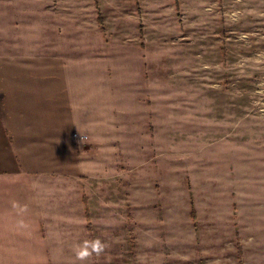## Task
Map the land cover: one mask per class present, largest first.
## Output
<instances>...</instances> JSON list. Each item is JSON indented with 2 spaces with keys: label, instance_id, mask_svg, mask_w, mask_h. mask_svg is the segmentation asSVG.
I'll return each instance as SVG.
<instances>
[{
  "label": "rangeland",
  "instance_id": "374dc122",
  "mask_svg": "<svg viewBox=\"0 0 264 264\" xmlns=\"http://www.w3.org/2000/svg\"><path fill=\"white\" fill-rule=\"evenodd\" d=\"M46 1L55 20L67 11L69 24L90 26L91 36L106 41V74L123 96L122 146L135 139L130 110L145 116L147 104L154 119L149 143L139 129L138 158L116 164L129 170L115 188L126 203L125 224L112 237L109 225L91 223L90 240L108 245L91 264H179L194 174L214 188L218 204L234 207L235 220L244 206L264 204V0ZM20 9L21 0H0V20L23 24ZM186 146L197 154L187 175L180 161ZM258 219L252 213L255 229ZM263 243L258 231L247 239L237 232L240 264L242 245L254 256Z\"/></svg>",
  "mask_w": 264,
  "mask_h": 264
},
{
  "label": "crops",
  "instance_id": "0c3cea01",
  "mask_svg": "<svg viewBox=\"0 0 264 264\" xmlns=\"http://www.w3.org/2000/svg\"><path fill=\"white\" fill-rule=\"evenodd\" d=\"M47 5L35 0L27 8L21 0L23 24L0 20V264H81L72 249L91 239V223L109 225L113 237L125 224L126 204L115 188L129 171L116 164L138 158L139 129L149 143L155 126L149 105L145 116L130 110L127 128L136 140L122 146L123 96L106 74V41L91 36L97 31L90 26L69 24L67 11L55 20L58 12ZM186 148L185 175L188 159L197 157ZM194 177L188 218L179 226V264H240L237 232L247 239L253 229L264 241V204L244 206L235 220L234 207L218 204L214 188ZM242 247L243 264H264V243L254 256Z\"/></svg>",
  "mask_w": 264,
  "mask_h": 264
},
{
  "label": "clouds",
  "instance_id": "9594fccd",
  "mask_svg": "<svg viewBox=\"0 0 264 264\" xmlns=\"http://www.w3.org/2000/svg\"><path fill=\"white\" fill-rule=\"evenodd\" d=\"M108 245L100 239L86 240L73 246V255L75 260L81 264L89 261L93 256L102 255Z\"/></svg>",
  "mask_w": 264,
  "mask_h": 264
}]
</instances>
